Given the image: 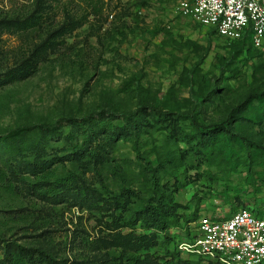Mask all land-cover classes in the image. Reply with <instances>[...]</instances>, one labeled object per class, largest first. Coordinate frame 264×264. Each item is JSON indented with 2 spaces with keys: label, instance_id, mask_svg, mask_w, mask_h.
Segmentation results:
<instances>
[{
  "label": "rangeland",
  "instance_id": "1",
  "mask_svg": "<svg viewBox=\"0 0 264 264\" xmlns=\"http://www.w3.org/2000/svg\"><path fill=\"white\" fill-rule=\"evenodd\" d=\"M251 47L212 35L172 1L0 0V176L47 165L76 175L55 198L33 195L16 179L23 195L0 186L5 240L47 251L48 264H118L127 242L154 232L141 221L123 226L139 200L154 199L152 169L183 215L182 226L157 232L152 254L161 263L183 259L177 241L203 215L250 208L264 216V47ZM142 103L175 115L146 109L138 127L119 119L111 133L87 131L88 115ZM180 112L203 125L231 114L232 150L202 140ZM60 120L55 132H14ZM81 145L86 150L75 156ZM4 252L0 241V264Z\"/></svg>",
  "mask_w": 264,
  "mask_h": 264
},
{
  "label": "trees",
  "instance_id": "2",
  "mask_svg": "<svg viewBox=\"0 0 264 264\" xmlns=\"http://www.w3.org/2000/svg\"><path fill=\"white\" fill-rule=\"evenodd\" d=\"M143 1H147V0H143ZM210 29L212 31V35H216L218 36V38L225 39L230 42H235V44L239 47V49L243 51L251 52L252 51L251 46L261 49L264 47V45L261 47H256L253 44L251 40V34L249 31L246 32L244 36L240 39L229 40L220 36L216 29L214 28H210ZM223 68L225 70L226 67ZM216 88H214L212 92H215ZM146 109H149L151 112H155L164 116L175 115V113L172 111L164 110L161 103L156 105H148L142 103L138 105L135 111L127 112V113H119L117 111H109V110H100L86 117L87 119H85L86 120L85 124H87L89 128L87 129V131L92 130V128L96 126L97 128H104L105 130H108L109 133H111L117 128L114 121L119 119H122L123 122L130 124L131 126L138 127L139 126L137 122L138 118L142 116L143 111ZM236 111L237 109L234 110V112ZM178 114H181L179 116L182 118H187L188 120L190 119L195 124V126L198 128L200 138L202 140H206L210 142V144L216 149H220L222 151L232 150L231 143H232V138L235 136V134L232 127L231 114L229 115V117H227V119H225L221 123L213 124V125L201 124L196 119V116L192 112H180ZM75 119L77 118H67L64 120L73 121ZM62 121L60 120L53 124L40 123L31 126H23L18 128L14 132H24L34 129H37L38 131L41 130L46 132H55L61 129L59 125L61 124ZM93 122L95 123L91 125ZM73 124H77V123H73ZM88 133L91 134L90 131ZM11 136L12 134L7 133L3 137L4 139H8ZM89 137L90 136L88 135L86 139ZM239 138L240 141L245 146L250 148L256 147V144L252 142L245 135H239ZM79 148H75L73 150L74 152L73 154L75 156L80 155V153L86 150V147H84V145H81V148L80 149ZM249 153L251 154V152ZM50 166L51 165H47L44 167V169H41L39 172L33 171V174L20 178L17 177V174H15L14 176H8L6 179H4V176L1 175L0 186H3L4 188H7L9 190H14L16 188L17 192L22 195H23L22 192H24L25 190L23 189V187H25L28 188L29 192L33 193V195H37L38 197L41 196L44 199L45 198L48 199V196L51 198H55L60 195L59 192H61L62 188H64L67 185H71L75 182L76 175L72 172L63 173L60 172L58 169L51 170ZM3 173L5 174V172ZM150 175L154 184L153 185L154 199L149 201L148 203H144L139 200V203L135 206L136 209L133 211V213H131L129 210L127 211L126 213L127 215L125 217L123 226H127L129 228H135L137 222L141 221L144 223V225H148L150 229H153L154 232L151 234L148 233L137 236L132 240V242H127L126 244H129V248L131 247V250L128 251L121 250V254H120L121 262L118 264H164L161 263L157 258H154V255L152 254V250L156 246L157 232L165 233L170 228L179 227L183 225V221H182L183 215L181 216L177 215L176 209L172 205L173 203L170 201L169 197L167 196V193L160 188L159 183L156 180L157 177H156L155 169H152ZM248 175H251L250 168L248 169ZM13 179L22 182L23 187L16 186ZM129 197L130 199L133 197L138 200V195L136 192H131ZM255 214L259 217L262 218L264 217L263 212L261 210L256 211ZM197 219H195V221ZM190 232L191 230H188V234ZM0 241L5 246L3 264H48V252L39 247L36 249H28L24 245L13 246L11 242L5 240V238L1 233H0ZM178 252L182 255V253L179 250ZM50 261L51 264H61L60 262L54 259H50ZM203 263L218 264L213 261H207L204 259H197V260L189 259L184 256L183 259H175L174 257H172L171 262L168 264H203ZM103 264H112V263H103Z\"/></svg>",
  "mask_w": 264,
  "mask_h": 264
},
{
  "label": "built area",
  "instance_id": "3",
  "mask_svg": "<svg viewBox=\"0 0 264 264\" xmlns=\"http://www.w3.org/2000/svg\"><path fill=\"white\" fill-rule=\"evenodd\" d=\"M162 1L174 2L178 13L216 29L226 39H240L249 31L256 47L264 45V0ZM193 224V230L177 241L184 257L218 264H264V217L250 208L228 218L203 215Z\"/></svg>",
  "mask_w": 264,
  "mask_h": 264
}]
</instances>
